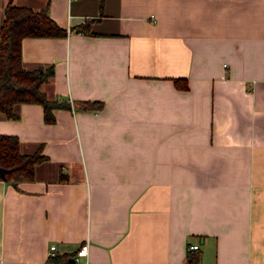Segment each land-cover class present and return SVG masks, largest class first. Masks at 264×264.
<instances>
[{"label":"crops","instance_id":"obj_1","mask_svg":"<svg viewBox=\"0 0 264 264\" xmlns=\"http://www.w3.org/2000/svg\"><path fill=\"white\" fill-rule=\"evenodd\" d=\"M7 2L65 32L20 44L52 120L0 113L44 155L0 179V264H264V0Z\"/></svg>","mask_w":264,"mask_h":264},{"label":"trees","instance_id":"obj_2","mask_svg":"<svg viewBox=\"0 0 264 264\" xmlns=\"http://www.w3.org/2000/svg\"><path fill=\"white\" fill-rule=\"evenodd\" d=\"M84 24L75 30L87 32ZM65 29L51 19L44 9H32L27 5L7 2L2 8L0 20V113L15 117L13 105L17 103H38L42 107L44 121H51V110L59 103L48 98L40 84L51 73L49 66L24 68L21 63L20 44L23 37H49L63 35ZM175 87H185V79H172ZM75 103V102H74ZM80 108L98 107L100 104L79 100ZM44 159L39 146L30 152H21L15 135L0 133V166L6 168L0 179L17 182L33 178L34 165ZM196 254H187L186 262L195 261Z\"/></svg>","mask_w":264,"mask_h":264},{"label":"built area","instance_id":"obj_3","mask_svg":"<svg viewBox=\"0 0 264 264\" xmlns=\"http://www.w3.org/2000/svg\"><path fill=\"white\" fill-rule=\"evenodd\" d=\"M190 247L191 248H195L196 247V244H191ZM54 248H55L54 244H49L48 251H47V257H52L54 255ZM86 250H87V243L86 242H83L77 248L75 255L76 256H80V255L85 256L86 255ZM48 264H54V263L51 262V261H49ZM83 264H91V262H89L87 259H85L84 262H83Z\"/></svg>","mask_w":264,"mask_h":264},{"label":"water","instance_id":"obj_4","mask_svg":"<svg viewBox=\"0 0 264 264\" xmlns=\"http://www.w3.org/2000/svg\"><path fill=\"white\" fill-rule=\"evenodd\" d=\"M6 170H7L6 168L0 166V176L1 177H4V173L6 172Z\"/></svg>","mask_w":264,"mask_h":264}]
</instances>
